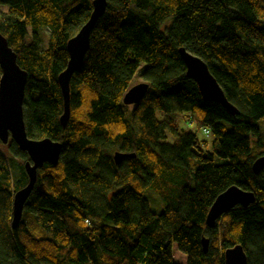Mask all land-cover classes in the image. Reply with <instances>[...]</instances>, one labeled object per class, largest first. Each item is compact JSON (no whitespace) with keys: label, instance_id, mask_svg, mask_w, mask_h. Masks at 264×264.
I'll return each mask as SVG.
<instances>
[{"label":"trees","instance_id":"1","mask_svg":"<svg viewBox=\"0 0 264 264\" xmlns=\"http://www.w3.org/2000/svg\"><path fill=\"white\" fill-rule=\"evenodd\" d=\"M105 1L70 78L62 128L57 76L92 0H0V34L27 75L26 135L61 144L58 163L37 169L12 228V199L27 182L28 158L11 140L0 143V264H176L173 247L185 264H223V251L236 244L246 264H264V167L251 170L264 155V0ZM179 47L204 61L235 115L202 99ZM141 63L148 90L128 109L122 97ZM183 113L213 136L212 153L174 125L172 115ZM115 152L134 157L115 164ZM214 156L226 162L214 164ZM230 186L251 191L254 202L207 228L210 205ZM146 187L164 204L159 214L142 195Z\"/></svg>","mask_w":264,"mask_h":264},{"label":"water","instance_id":"2","mask_svg":"<svg viewBox=\"0 0 264 264\" xmlns=\"http://www.w3.org/2000/svg\"><path fill=\"white\" fill-rule=\"evenodd\" d=\"M105 0H92V11L87 21L77 33L66 42L68 60L65 69L57 76V82L63 101V111L59 117L62 128L69 116V81L73 73L79 70L89 47L90 33L96 20L105 10ZM185 69V76L197 86L203 100L221 105L233 116L235 108L227 102L220 87L209 73L206 64L198 56L186 51L183 47L177 49ZM26 72L16 63V55L8 46L6 39L0 34V143L6 145L11 140L20 152H24L27 160L23 162V171L27 177L25 186L17 190L12 199L11 227L15 228L21 219L22 209L36 178V171L43 164L55 166L60 157L61 144L49 138L39 140L27 137L22 116V103L26 83ZM148 90V84L141 82L129 87L122 97L125 106L138 104ZM133 158L132 154L115 152L113 161L118 164L122 158ZM264 167V155L257 157L251 164L253 174H258ZM254 194L237 186H230L221 192L210 205L206 217L207 228L215 226L216 222L228 210L235 206L247 207L254 202ZM202 250L207 251V238L201 239ZM223 264H246V256L242 247L236 244L226 248L222 253Z\"/></svg>","mask_w":264,"mask_h":264},{"label":"rangeland","instance_id":"3","mask_svg":"<svg viewBox=\"0 0 264 264\" xmlns=\"http://www.w3.org/2000/svg\"><path fill=\"white\" fill-rule=\"evenodd\" d=\"M169 23H170V21L166 22L167 25ZM38 34H39V38H40V47L42 49H45L47 47L49 32L47 29L42 28L39 30ZM143 67H144V64L141 63L139 65V68L135 72V75L133 76V78L131 80L130 87L133 85H136L138 83L144 82L140 76ZM132 107H133L132 105H129L128 109H131ZM155 116L158 120H163L166 118L165 115L162 114L161 112H156ZM172 116H173L172 117L173 123L179 131L183 130V131L195 133V135L199 141H206L207 142V144H208L207 151L212 153L211 142L213 140V136L211 134L208 133L207 135H205L203 133V129L201 127H198L196 122L191 121L189 119V117L186 116L184 113L183 114H174ZM260 126H261V123H259V127ZM166 136H167L166 141L171 142L172 139H171V135H170L168 130L166 131ZM7 160H8V164H9L11 172L14 174L16 158L9 155L7 157ZM224 162H226L225 159H221V158H218L217 156H214V164H223ZM142 195L147 200L148 205H149V209L152 213L159 214L160 212H162L163 207H164L163 202L149 188H147V187L144 188L142 191ZM172 257H173V261L176 264H185V257L183 255H181L174 247H173Z\"/></svg>","mask_w":264,"mask_h":264},{"label":"built area","instance_id":"4","mask_svg":"<svg viewBox=\"0 0 264 264\" xmlns=\"http://www.w3.org/2000/svg\"><path fill=\"white\" fill-rule=\"evenodd\" d=\"M203 133H204L205 135H207V134L209 133V131H208L207 129H203Z\"/></svg>","mask_w":264,"mask_h":264},{"label":"bare ground","instance_id":"5","mask_svg":"<svg viewBox=\"0 0 264 264\" xmlns=\"http://www.w3.org/2000/svg\"><path fill=\"white\" fill-rule=\"evenodd\" d=\"M12 217V216H11Z\"/></svg>","mask_w":264,"mask_h":264}]
</instances>
